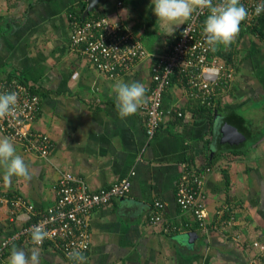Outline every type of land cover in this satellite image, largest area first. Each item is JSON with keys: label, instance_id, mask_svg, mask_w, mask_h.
<instances>
[{"label": "crops", "instance_id": "1", "mask_svg": "<svg viewBox=\"0 0 264 264\" xmlns=\"http://www.w3.org/2000/svg\"><path fill=\"white\" fill-rule=\"evenodd\" d=\"M87 5L88 0H0V79L33 88L41 102L33 129L53 143L47 158L14 144L34 175L9 182L0 169V197L27 201L40 212L55 204L64 172L93 192L131 177L126 197L92 212L85 264H252L253 243L264 244V38L255 30L258 21L241 24L235 42L221 46L236 69L233 87L208 107L190 98L174 76L163 98L171 113L151 138L143 104L134 115L118 118L113 85L141 81L147 100L155 86V60L145 59L116 78L100 72L71 46L70 15L84 18ZM152 7L151 0H104L96 11L125 24L157 58L170 51L188 21L169 35ZM186 168L204 176V225L177 202ZM156 202L164 208L161 222L153 224ZM12 215L10 205L0 202V246L25 225ZM13 247L35 252L39 264H75L48 245L23 241L10 245L0 264H7Z\"/></svg>", "mask_w": 264, "mask_h": 264}, {"label": "built area", "instance_id": "2", "mask_svg": "<svg viewBox=\"0 0 264 264\" xmlns=\"http://www.w3.org/2000/svg\"><path fill=\"white\" fill-rule=\"evenodd\" d=\"M217 2L218 0H213L214 4ZM240 2L250 13L242 24L251 27L264 14H255L256 5L264 3V0ZM207 14V10L193 13L182 28L180 36L171 45L170 51L157 58L149 54L140 39L125 24L112 21L108 16L81 20L71 14V46L88 56L100 72L112 78L133 69L145 59L151 57L155 60V86L142 106L147 117V133L152 138L160 130L164 118L171 113V110L163 108V98L175 74L189 97L201 100L208 107L214 105L218 95L233 87L236 79L234 70L225 65L217 51H211L204 43L202 28ZM11 91L18 94L17 111L12 117L0 118V129L25 153L47 158L53 147L52 140L47 134L33 129L41 107L39 96L29 85L17 79H0V92ZM177 114L185 117L181 111H177ZM131 188V177H126L110 188L93 192L81 178L71 172H64L58 180L57 200L45 211L39 212L34 205L21 199L0 197L1 203L10 205L14 220L25 223L2 243L0 260L6 249L16 241L37 246L32 243L30 235V229L34 225H43L48 232L43 244L37 247L48 245L66 258L73 248H80L85 257H88L91 249L92 212L113 200L126 197ZM178 189V204L184 210L191 211L204 225V176L186 168ZM155 208L156 213L151 217V222L158 224L161 222L160 212L164 205L156 202ZM253 248L256 255L252 264H264V244L256 241Z\"/></svg>", "mask_w": 264, "mask_h": 264}, {"label": "clouds", "instance_id": "3", "mask_svg": "<svg viewBox=\"0 0 264 264\" xmlns=\"http://www.w3.org/2000/svg\"><path fill=\"white\" fill-rule=\"evenodd\" d=\"M151 4L157 21L167 28L169 35L174 33L175 26L188 21L193 13L207 10L202 35L205 45L213 52L221 46L227 49L235 42L242 22L250 14L240 0H218L215 4L213 0H151ZM261 12H264V3L255 7L256 15ZM113 93L116 113L122 120L134 115L146 102V88L141 81H118L113 85ZM17 106L18 94L15 91L0 92V118L14 116ZM0 169L9 182L13 177L30 180L34 175V170L16 154L14 143L7 136L0 137ZM30 235L32 243L39 246L47 238L48 232L43 225H34L30 229ZM67 256L75 264H85L86 257L80 248H73ZM7 264H39V256L35 252L29 255L23 248L13 247Z\"/></svg>", "mask_w": 264, "mask_h": 264}, {"label": "trees", "instance_id": "4", "mask_svg": "<svg viewBox=\"0 0 264 264\" xmlns=\"http://www.w3.org/2000/svg\"><path fill=\"white\" fill-rule=\"evenodd\" d=\"M74 14H75V16H77L78 18H80L81 20L83 19L82 18V13H75L74 12ZM100 16H104L103 14H101V13H99V12H97V11H95L94 13H91V14H89V16H88V18H86L85 20H88V19H93V18H96V17H100ZM255 30H257V31H259V33L261 34V37L262 38H264V15H262L260 18H259V20H258V26L256 27V29ZM217 55H218V57L219 58H221L224 62H225V65L228 67V68H230V69H233L234 70V72H235V75H236V69L234 68V66H233V59H232V57H231V54H230V52L229 51H226V50H224V49H222L221 47H219L218 48V50H217ZM175 77H178V75H176L175 74ZM179 80V79H178ZM180 81V80H179ZM25 84H26V82H24ZM181 83V82H180ZM28 85V84H27ZM31 87V86H30ZM31 90L34 92V90H33V88H31ZM35 93V92H34ZM203 109H204V107H203ZM205 110H206V108H205ZM207 110H209V112L211 111V109H209V108H207ZM47 246V245H46ZM71 262H73V261H71ZM73 263H75V262H73Z\"/></svg>", "mask_w": 264, "mask_h": 264}, {"label": "water", "instance_id": "5", "mask_svg": "<svg viewBox=\"0 0 264 264\" xmlns=\"http://www.w3.org/2000/svg\"><path fill=\"white\" fill-rule=\"evenodd\" d=\"M104 0H88V5L86 8L84 20L89 16V14L94 13Z\"/></svg>", "mask_w": 264, "mask_h": 264}]
</instances>
